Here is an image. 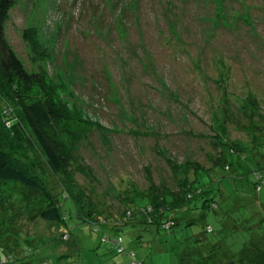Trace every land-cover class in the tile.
<instances>
[{
    "label": "rangeland",
    "instance_id": "374dc122",
    "mask_svg": "<svg viewBox=\"0 0 264 264\" xmlns=\"http://www.w3.org/2000/svg\"><path fill=\"white\" fill-rule=\"evenodd\" d=\"M4 34L26 70L45 71L70 107L99 123L77 144L71 177L84 204L89 197L106 220L118 221L122 211L134 216L146 203L140 193L153 186L177 191L184 180L180 164L212 167L221 155L215 128L224 127L230 141L246 142L249 126L263 124L264 0H16ZM32 39L47 51L44 59ZM240 161L245 175L231 178L215 168L212 187L218 173L225 175L217 212L175 213L169 232L142 225L135 241L119 232L135 258L141 264H241L244 248L264 235V182L256 191L252 172L259 169L264 181V156ZM47 176L59 192L57 178ZM62 203L67 214L78 206V200ZM228 211L238 228L229 224L218 237L220 215ZM68 217L80 249L107 252L101 258L107 264L127 262L100 242L99 232ZM206 223L213 232H204ZM29 224L36 235L54 236L42 219ZM50 260L78 264L74 256Z\"/></svg>",
    "mask_w": 264,
    "mask_h": 264
},
{
    "label": "trees",
    "instance_id": "16d2710c",
    "mask_svg": "<svg viewBox=\"0 0 264 264\" xmlns=\"http://www.w3.org/2000/svg\"><path fill=\"white\" fill-rule=\"evenodd\" d=\"M15 3L16 0H0V264H56L51 262L52 257L59 260L72 256L78 264H107L101 259L107 252L98 254L96 247H84V250L78 247L72 237V225L67 222L68 216L71 219L76 216L78 224H87L92 232H99L100 242L111 245L115 253H124L127 256L125 264H141L125 243L123 232L135 241L142 225L169 232L176 225L175 213L186 217L192 210L201 209V217L206 209L217 212L225 175L218 173L217 184L212 187L217 174L215 168H223L231 178L241 176L246 173H239L242 172L239 169L246 170V167L240 160L254 158L255 154L264 156V116L262 125L249 126L250 139L246 142L230 141L224 127L213 126L219 130L215 142L221 155L212 167L203 168L195 162H186V166L182 163L180 169L184 180L179 182L177 191L153 186L151 193H140L145 196L146 203L136 208L134 216L133 211H122L118 221L106 220L97 214L89 197L84 204L81 196L85 195L78 191L71 177L77 144L100 125L85 117L77 107H70L61 97L62 87L53 83L45 71L26 70L4 34L5 22ZM31 33L24 31L27 41ZM31 46L40 59L48 55L37 40L32 39ZM248 105L250 109L252 104ZM235 163L239 167H235ZM46 170L49 173H45ZM189 170L193 172L191 181H188ZM252 172L257 179L254 183L258 191L260 183L264 182L262 174L259 169ZM49 174L57 178L55 184L62 187L59 192H53L49 186ZM62 199L78 200L73 214L64 212ZM229 217V211L220 215L218 237L229 224L238 228L228 220ZM37 218L50 223L54 229L52 238L30 232L29 223ZM204 227V232L214 231L210 223ZM252 240L251 245H245L246 251L242 253V259L238 256V261L241 264H264V235ZM215 245L217 243L210 245L208 254H214Z\"/></svg>",
    "mask_w": 264,
    "mask_h": 264
}]
</instances>
